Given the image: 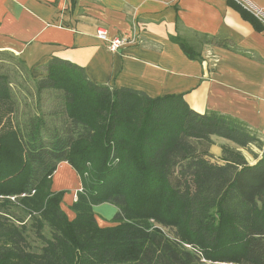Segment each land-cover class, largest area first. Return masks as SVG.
Here are the masks:
<instances>
[{
	"label": "trees",
	"instance_id": "obj_1",
	"mask_svg": "<svg viewBox=\"0 0 264 264\" xmlns=\"http://www.w3.org/2000/svg\"><path fill=\"white\" fill-rule=\"evenodd\" d=\"M173 39L192 59L191 40H212ZM214 138L233 143L219 158ZM62 162L82 182L73 217L53 188ZM103 203L118 209L111 225L98 221ZM0 264H264V143L183 94L111 87L70 60L32 67L0 49Z\"/></svg>",
	"mask_w": 264,
	"mask_h": 264
},
{
	"label": "crops",
	"instance_id": "obj_2",
	"mask_svg": "<svg viewBox=\"0 0 264 264\" xmlns=\"http://www.w3.org/2000/svg\"><path fill=\"white\" fill-rule=\"evenodd\" d=\"M250 1L264 9V0ZM100 27L134 42L111 52L97 37ZM194 36L212 39L191 40L200 59L190 58L173 39ZM0 49L30 65L52 57L70 60L94 82L111 87L151 96L183 94L196 111L244 121L264 143V25L236 0H0ZM214 141L215 158L224 144H233ZM251 148L262 156V150ZM64 164L69 163L59 164L53 180ZM76 190H82L81 179ZM95 211L98 218L112 219L118 209L103 203Z\"/></svg>",
	"mask_w": 264,
	"mask_h": 264
},
{
	"label": "rangeland",
	"instance_id": "obj_3",
	"mask_svg": "<svg viewBox=\"0 0 264 264\" xmlns=\"http://www.w3.org/2000/svg\"><path fill=\"white\" fill-rule=\"evenodd\" d=\"M27 63H28V61H27ZM40 64H42V63H40ZM40 64L30 65L28 63V65L32 66V67H37ZM38 74H39V71L38 70H34V75L37 76ZM19 76H20V74L17 75L18 80L19 81L23 80ZM25 76H27L26 73H25ZM26 100H28L29 103H33L34 102V97L31 94L27 95ZM24 109L27 110L28 108H24ZM243 153L244 154L246 153V155L248 157H250L249 154L253 155L247 149H245L243 151ZM253 157H254V155H253ZM58 170L60 172L58 173V175H56L54 177V180H53L54 181V187H55V189L57 191H63L64 192L63 208L67 211V213L71 217H73L74 216V212L71 210V205H72V200H73L74 193L77 192L76 188H77V186L80 185V178H79L76 170L70 164H64ZM96 211L98 213H101L100 212L101 210L99 208ZM101 216H102V214H101ZM98 219H99L100 225H102V226L113 224L111 218H107L106 216L99 217Z\"/></svg>",
	"mask_w": 264,
	"mask_h": 264
},
{
	"label": "built area",
	"instance_id": "obj_4",
	"mask_svg": "<svg viewBox=\"0 0 264 264\" xmlns=\"http://www.w3.org/2000/svg\"><path fill=\"white\" fill-rule=\"evenodd\" d=\"M245 10L249 11L255 18H257L264 25V9L258 7L250 0H236ZM97 37L102 40L109 51L118 52L127 44L134 42L127 36H109L107 29L100 27L97 29Z\"/></svg>",
	"mask_w": 264,
	"mask_h": 264
}]
</instances>
